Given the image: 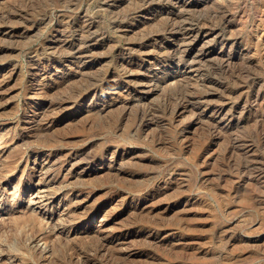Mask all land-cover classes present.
I'll return each mask as SVG.
<instances>
[{
  "label": "rangeland",
  "instance_id": "1",
  "mask_svg": "<svg viewBox=\"0 0 264 264\" xmlns=\"http://www.w3.org/2000/svg\"><path fill=\"white\" fill-rule=\"evenodd\" d=\"M0 15V264H264V0Z\"/></svg>",
  "mask_w": 264,
  "mask_h": 264
},
{
  "label": "bare ground",
  "instance_id": "2",
  "mask_svg": "<svg viewBox=\"0 0 264 264\" xmlns=\"http://www.w3.org/2000/svg\"><path fill=\"white\" fill-rule=\"evenodd\" d=\"M249 10V9H248ZM261 10V9H260ZM241 14V13H240ZM260 14V13H259ZM1 16V15H0ZM244 17V16H243ZM241 19H244V18H242L241 17ZM130 20V19H129ZM256 21V20H255ZM261 28V27H260ZM262 29V28H261ZM254 30H252L251 32H253ZM256 31V30H255ZM262 31V30H261ZM62 32V31H61ZM260 32V31H259ZM11 33V32H10ZM257 33H258V31H257ZM57 34V33H56ZM254 34H255V32H254ZM62 35V34H61ZM255 35H257V34H255ZM254 35V36H255ZM60 37V36H59ZM251 37V36H250ZM259 37H260V39L262 40V42H264V33H260L259 34ZM251 39V38H250ZM254 41V40H253ZM57 45V44H56ZM54 46V45H53ZM52 46V47H53ZM78 46V45H77ZM55 48V47H54ZM45 49V48H44ZM47 49V48H46ZM41 50V49H40ZM50 50H51V48H50ZM56 50V49H55ZM69 50V49H68ZM130 50V49H129ZM157 50V49H156ZM52 51H53V48H52ZM56 51H58V50H56ZM55 51V52H56ZM66 51V50H65ZM125 51H127V50H125ZM158 51V50H157ZM163 50H161V52H162ZM250 51V50H249ZM41 52V51H40ZM59 52V51H58ZM83 52V51H82ZM137 52V51H136ZM158 52H160V51H158ZM61 54V53H60ZM80 54V53H79ZM83 54H85V53H83ZM117 54V53H116ZM59 55V54H58ZM86 55V54H85ZM70 57V56H69ZM86 57V56H85ZM124 57V56H123ZM134 57V56H133ZM146 58H148V57H146ZM145 59V58H144ZM153 59V58H152ZM82 60H83V58H82ZM130 60H131V57H130ZM137 60V59H136ZM66 61V60H65ZM80 61V60H79ZM85 61V60H84ZM113 61V60H112ZM35 62V61H34ZM138 62V61H137ZM146 62V61H145ZM69 63V62H68ZM45 64V63H44ZM125 64V63H124ZM145 64V63H144ZM157 64V63H156ZM34 65V64H33ZM47 65V64H46ZM159 65V64H158ZM153 66V65H152ZM45 67V66H44ZM122 67V70L124 71V72H126L127 73V71H129L130 70V67L129 66H127V65H122L121 66ZM137 68V67H136ZM133 69H134V67H133ZM132 69V70H133ZM60 70V69H59ZM62 70V69H61ZM41 71V70H40ZM44 72V71H43ZM118 72H120V71H118ZM42 73V72H41ZM108 73V72H107ZM113 73V72H112ZM33 74H36V76H35V79L33 80L35 83H36V81H41L42 82V80H40V78H39V76L41 75L40 73H34L33 72ZM43 74V73H42ZM46 76H47V74H46ZM113 76V75H112ZM118 79V78H117ZM127 79V78H126ZM130 79V78H129ZM141 80V79H140ZM147 80V79H146ZM6 81V80H5ZM131 81V80H130ZM132 81H134V80H132ZM138 81H139V79H138ZM138 81H134L133 83H135V82H138ZM142 81V80H141ZM66 82V81H65ZM147 82V81H146ZM178 82V81H177ZM145 83V82H144ZM184 83V82H183ZM140 84V83H139ZM147 84H148V82H147ZM184 84H186V83H184ZM126 85V84H125ZM176 85V84H175ZM0 86H1V84H0ZM62 86V85H61ZM185 86V85H184ZM186 86H188V85H186ZM173 88H175V87H173ZM56 89V88H55ZM128 89V88H127ZM130 90V89H129ZM51 91V90H50ZM131 92V91H130ZM52 93V92H51ZM134 93V92H133ZM32 94V93H31ZM38 94V93H37ZM50 94V93H49ZM34 95V94H33ZM41 95V94H40ZM39 95V97H41ZM46 95V94H45ZM51 95V94H50ZM76 95V94H75ZM124 95V94H123ZM132 95V94H131ZM43 96V95H42ZM74 96V95H73ZM105 96V95H104ZM48 97H49V95H48ZM125 97V96H124ZM61 99V98H60ZM64 99V98H63ZM42 100V99H41ZM110 101V100H109ZM189 102V101H188ZM60 103V102H59ZM109 103V102H108ZM119 103V102H118ZM121 104H122V101L120 102ZM180 104V103H179ZM63 105V104H62ZM127 105V104H126ZM183 105V104H182ZM60 106V105H59ZM187 106V105H186ZM50 107H52V106H50ZM125 107V106H124ZM173 107V106H172ZM187 107H189V106H187ZM44 108V107H43ZM64 108V107H63ZM171 108V107H170ZM169 108V109H170ZM54 109V108H53ZM177 111H179L180 112V107H178L177 106ZM185 109V108H184ZM168 110V109H167ZM152 111V110H151ZM170 111V110H169ZM171 111H172V108H171ZM194 111V110H193ZM54 112V111H53ZM173 112V111H172ZM218 112V111H217ZM191 113V112H190ZM221 113H223V112H221ZM226 113V112H225ZM35 114V113H34ZM170 114V113H169ZM168 114V115H169ZM177 114V113H176ZM184 114H186V113H184ZM188 114V113H187ZM192 114V113H191ZM217 114V113H216ZM143 115V114H142ZM147 115V114H146ZM152 115V114H151ZM223 115H225V114H223ZM219 116V115H218ZM30 117H32V116H26V118H30ZM46 117V116H45ZM147 117H148V115H147ZM150 117V116H149ZM170 117V116H169ZM182 117V116H181ZM180 117V118H181ZM183 117H184V115H183ZM177 118V117H176ZM32 119V118H31ZM31 119H29V120H31ZM36 119V118H35ZM174 119V118H173ZM38 120V119H37ZM44 120V119H43ZM178 120V119H177ZM33 121V120H32ZM39 121V120H38ZM41 121V120H40ZM180 121V120H179ZM71 122V121H70ZM215 122V121H214ZM214 122H212V123H214ZM36 123V122H35ZM47 123V122H46ZM52 123V122H51ZM176 125V124H175ZM211 125V124H210ZM215 126V125H214ZM156 127V126H155ZM208 127V126H207ZM211 129H212V127H210ZM146 130V129H145ZM206 130H208V129H206ZM210 130V129H209ZM208 130V131H209ZM220 130V129H219ZM218 130V131H219ZM44 132V131H43ZM143 132H145V131H143ZM148 132V131H147ZM163 132V131H162ZM158 133V132H157ZM220 133V132H219ZM142 134V133H141ZM144 134V133H143ZM156 134V133H155ZM218 134V133H217ZM216 134V135H217ZM148 135V134H147ZM183 135V134H182ZM211 135V134H210ZM222 135V134H221ZM142 136V135H141ZM209 136V135H208ZM145 137V136H144ZM180 137V136H179ZM151 138V137H150ZM204 139V138H203ZM157 140V139H156ZM155 140V141H156ZM207 140H211L210 139V137L207 139ZM215 141V140H214ZM218 141V140H217ZM186 150V149H185ZM205 152V151H204ZM85 153V152H84ZM207 154V153H206ZM82 157V156H81ZM88 157V156H87ZM120 158V157H119ZM90 159V158H89ZM121 159V158H120ZM88 160V159H87ZM86 160V161H87ZM109 161V160H108ZM119 163V162H118ZM72 164V163H71ZM121 164H123V163H121ZM100 165V164H99ZM69 166V165H68ZM37 169V168H36ZM104 171V170H103ZM102 171V172H103ZM108 171V170H107ZM100 175V174H99ZM94 177H96V176H94ZM123 197V196H122ZM72 213V212H71ZM150 215V214H149ZM158 216V215H157ZM162 216V215H161ZM150 217V216H149ZM152 217V216H151ZM154 218V217H153ZM76 219V218H75ZM156 220V219H155ZM26 221L28 222V223H30V224H33L34 223V221H35V219H34V216H31V214L30 215H28L27 217H26ZM158 221V220H157ZM148 222V221H147ZM152 223H153V221H151ZM150 222V223H151ZM157 223V222H156ZM159 223V222H158ZM144 227V226H143ZM151 229V228H150ZM175 230V229H174ZM147 233V232H146ZM149 233V232H148ZM120 234V233H119ZM130 234V233H129ZM125 236V235H124ZM78 237V236H77ZM100 237V236H99ZM99 237H96L95 238V240L97 241V238H99ZM108 237V236H107ZM144 237V236H143ZM16 237L12 234L10 237H8V239L7 240H5V242H6V244H8V245H10L12 248H15V239ZM101 238V237H100ZM99 238V239H100ZM125 238V237H124ZM114 239V238H113ZM120 241V240H119ZM149 242V241H148ZM66 243V242H65ZM107 242H106V240H102L101 241V243L98 245V246H96L97 248V251H101V253L104 251H106L107 252V254H109V255H113V250L112 249H110V248H108L107 247V244H106ZM95 245V244H94ZM117 245H118V243H117ZM112 246V245H111ZM167 246V245H166ZM91 247V246H90ZM93 248H94V246H93ZM117 248H120V247H117ZM92 249V248H91ZM121 249V248H120ZM171 249V248H170ZM88 250V249H87ZM94 251H95V248L93 249ZM69 251V250H68ZM90 251V250H89ZM91 252H93V251H90V254H92ZM103 252V253H104ZM53 253V252H52ZM84 253V252H83ZM79 254V253H78ZM95 254V253H94ZM94 254H93V256H94ZM97 254V253H96ZM95 254V255H96ZM105 254V253H104ZM121 254H123L122 252H121ZM51 255V254H50ZM103 255V254H102ZM44 256V255H43ZM91 256V255H90ZM96 256H98V255H96ZM96 256H95V258H96ZM100 256H101V254H100ZM106 256V255H105ZM124 257V256H123ZM87 258H89V257H87ZM107 259H108V257H106ZM109 258H110V256H109ZM112 258V257H111ZM114 258H117V257H115L114 256ZM113 258V259H114ZM118 258H119V256H118ZM53 259V258H52ZM54 260V259H53ZM72 260V259H71ZM88 260V259H87ZM93 260V259H92ZM60 261V260H59ZM78 261H79V259H78ZM81 261V260H80ZM102 261H104V260H102ZM106 261V260H105ZM97 262H99V261H97ZM108 262H109V260H108ZM82 263V262H81ZM83 263H85V260H84V262ZM90 263V262H89ZM110 263V262H109ZM113 263H115L114 261H113ZM111 264V263H110Z\"/></svg>",
  "mask_w": 264,
  "mask_h": 264
}]
</instances>
